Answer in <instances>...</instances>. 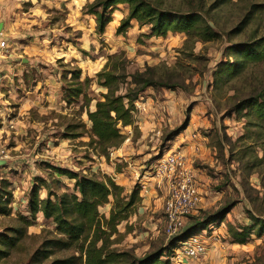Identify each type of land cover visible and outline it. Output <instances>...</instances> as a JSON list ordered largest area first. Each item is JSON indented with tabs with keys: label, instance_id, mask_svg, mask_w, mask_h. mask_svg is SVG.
<instances>
[{
	"label": "rangeland",
	"instance_id": "1",
	"mask_svg": "<svg viewBox=\"0 0 264 264\" xmlns=\"http://www.w3.org/2000/svg\"><path fill=\"white\" fill-rule=\"evenodd\" d=\"M93 1L0 0L2 32L9 48V57L0 58V159L5 160L0 165V234L13 228L24 232L14 248L0 245L8 252L0 264H30L40 244L57 236L51 219L30 214L33 186H39L40 198L46 197L44 185L55 192L80 196L75 179L65 172L108 177L102 164L111 162V150L101 154L90 141L86 110H94L96 100L106 91L96 74L112 54L127 59L128 73L147 66H157L158 72L168 70L171 77L167 79L180 86L157 87L150 92L154 100L151 108H158L160 114L167 112L162 111L160 101L171 97L177 105L170 121L161 122L160 136L166 139L173 130L182 126L184 130L194 120L189 135L198 133L193 139L205 144L203 156L208 158L195 162L206 175L203 204L187 218L182 235L197 233L207 240L203 264H264V233H255L257 227L250 218L264 219V128L245 109L235 111L252 90L264 85V60L245 63L241 71L224 77L228 66L237 63H230V46L264 36V10L257 11L247 23L244 20L251 2L264 0H162L174 11L199 12L219 32L218 38L206 42L188 38L183 32L150 36V25L141 26L134 19L123 32H117L128 14L126 4L111 8L110 22L104 32L97 33L95 16L86 11ZM219 67L224 70L216 79L214 72ZM86 77L91 78L88 106L81 107V94L69 102L64 100V88ZM22 96L31 100L21 106ZM46 96L53 97L47 100ZM52 102L55 104L50 105ZM130 126L136 135L137 129ZM121 131L125 135V126ZM134 189L140 199L118 225V246L139 256L163 250L160 260L164 262V255L171 252H164L168 237L163 207L149 203L154 195L143 192L145 188L138 183ZM130 192L123 189L122 194ZM112 201L110 197V202L99 208L107 218ZM225 206L229 211L222 219L196 223ZM20 216H26L30 223L24 224ZM72 254L77 255L72 249L56 250L38 264H55L54 259Z\"/></svg>",
	"mask_w": 264,
	"mask_h": 264
},
{
	"label": "trees",
	"instance_id": "2",
	"mask_svg": "<svg viewBox=\"0 0 264 264\" xmlns=\"http://www.w3.org/2000/svg\"><path fill=\"white\" fill-rule=\"evenodd\" d=\"M117 4L128 5V14L121 19L117 32H123L134 19L141 26L150 25L149 35L154 37L164 36L169 31L183 32L188 38L194 37L202 42L219 37V32L206 22L199 12L174 11L164 6L162 0H94L87 5L86 11L95 16L97 33L104 32L106 24L111 20L109 10ZM250 5L252 8L244 17L246 23L257 11L264 10V2L254 1ZM237 31L240 32L241 28ZM230 50L233 55L230 63L234 60L237 63L228 66L224 77H230L235 72L241 71L245 63L264 60V36L252 37L232 44ZM126 66L127 59L121 55L108 56L104 67L96 74L98 84L106 88V91L101 93V99L96 100L94 110L89 108L86 110L91 123L90 141L95 143L98 151L104 155L124 141L125 135L122 134L121 127L134 125L137 114L134 101L147 87L174 89L180 86L167 79L171 77L168 70L158 72L157 66H147L143 71L136 70L128 73ZM232 66L234 69H231ZM217 69L214 72L216 79L224 68ZM77 74V72L74 74L75 79L78 78ZM90 81L91 78L86 77L83 82L76 81L75 86L67 85L63 91V99L69 102L70 99L81 94L83 97L81 107H87L88 102L92 100L87 94ZM125 85L126 87L122 88ZM242 109L257 118L264 128V85L257 90H252L248 98L239 102L235 111L240 112ZM183 128L184 126L173 130L167 138H171ZM65 173L75 179V187L80 196L75 193L55 192L44 185L46 197L40 198L37 193L39 186H33L31 189L28 206L30 214L35 216L37 213H42L44 218L51 219L56 225L57 236L46 239L40 244L33 252L30 264L34 262L38 264L56 250L64 249H72L77 255L54 259L55 264H75L78 260L83 264H168V260L164 262L160 260L163 250L149 251L139 256L131 249L118 246L121 240L118 225L127 219L131 208L140 199L137 189H133L128 195H123V188L110 177L100 179L98 176L83 175L73 171ZM110 197L113 201L107 218L99 212V208L108 204ZM228 211L229 206L222 207L215 213L206 215L203 222L196 223L209 224L223 217ZM250 218L254 222L253 225L257 227L255 233L262 235L264 219L256 216H250ZM20 219L26 225L30 223L26 216H20ZM23 235L24 232L20 228L10 229L0 234V245L14 248L17 244L19 245ZM182 236L169 239L164 252L167 249L171 252L176 240ZM7 254V250L0 246V259Z\"/></svg>",
	"mask_w": 264,
	"mask_h": 264
},
{
	"label": "crops",
	"instance_id": "3",
	"mask_svg": "<svg viewBox=\"0 0 264 264\" xmlns=\"http://www.w3.org/2000/svg\"><path fill=\"white\" fill-rule=\"evenodd\" d=\"M0 23L2 24V6H0ZM150 92H154L153 88L147 87L140 94L141 96L139 95L142 97V100H144L145 105H147L145 108L146 112L143 113L144 110L142 111V109L138 110L136 121L134 123V126L137 129V134L134 135L132 126H125V141H123L120 146L110 151L111 162L103 163L102 167L104 169V174L112 178V180L117 185L121 186L125 192H130L134 189V186L137 183L135 171L140 172V174L144 173L140 179L141 182L145 183V189L142 191L147 194L151 192V196L154 195V197L148 199L149 203L152 202L156 207L161 208L163 207L166 194L165 188L157 185L156 179L148 175V170L158 157L157 155H160L163 151L166 153L170 149L180 147L185 155L186 161L193 167L201 194L203 191L206 192L207 185L204 183L206 175L201 168L196 167L195 162L198 158L200 159L203 157L206 159L208 157H206V155L203 156V153L205 152L204 142L198 139H193L189 135V132L194 129V120L187 126V128L180 131L178 134L173 135L171 138H163L164 140L161 138V122L166 123L167 121H170V115L177 105H175V99H172L171 97H169V99L167 98L168 100L160 101L162 102L160 105L162 104L163 107L165 106V109L167 110L166 114H160L158 108H151V103L154 100L152 96H150ZM52 97L53 96H46V99L50 100ZM29 99V97H20L19 100L22 102L21 106L25 105ZM35 103L36 101H34V105L39 106ZM137 103L140 104L142 102L137 101ZM54 104V102L50 103V105ZM142 108L144 109V106ZM160 151L161 153L159 154ZM203 198L204 197H202L201 201L202 204ZM40 215L42 216V213H40Z\"/></svg>",
	"mask_w": 264,
	"mask_h": 264
},
{
	"label": "built area",
	"instance_id": "4",
	"mask_svg": "<svg viewBox=\"0 0 264 264\" xmlns=\"http://www.w3.org/2000/svg\"><path fill=\"white\" fill-rule=\"evenodd\" d=\"M7 57H9L8 43L1 31L0 58L6 59ZM137 101L142 103L138 104ZM134 104L137 112L143 106L145 108V102L140 96L134 101ZM162 111H165L163 106ZM197 135L198 133H194L190 137L195 138ZM143 175L144 173L140 174L135 171L138 185L145 188V183L140 180ZM148 175L156 179L157 185L165 188L164 232L168 240L182 236L187 218L199 209L202 201V194L193 167L186 161L182 149L177 147L166 153L163 151L158 155L150 166ZM207 250L208 242L203 235L193 233L177 239L171 254L166 255L165 259L168 260V264H187L189 262L203 264Z\"/></svg>",
	"mask_w": 264,
	"mask_h": 264
},
{
	"label": "water",
	"instance_id": "5",
	"mask_svg": "<svg viewBox=\"0 0 264 264\" xmlns=\"http://www.w3.org/2000/svg\"><path fill=\"white\" fill-rule=\"evenodd\" d=\"M2 31V24L0 23V32ZM5 160L0 159V165L4 164Z\"/></svg>",
	"mask_w": 264,
	"mask_h": 264
}]
</instances>
